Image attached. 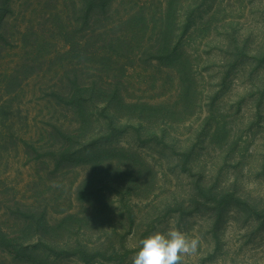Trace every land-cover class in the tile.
Segmentation results:
<instances>
[{"label":"rangeland","instance_id":"374dc122","mask_svg":"<svg viewBox=\"0 0 264 264\" xmlns=\"http://www.w3.org/2000/svg\"><path fill=\"white\" fill-rule=\"evenodd\" d=\"M170 3L179 58L149 63ZM82 4L5 7L0 232L41 245L46 264H132L141 239L174 226L201 238L184 264H264V0H115L94 19ZM137 12L156 23L124 24ZM122 31L138 40L110 48ZM76 78L98 85L83 111L67 104ZM126 103L160 111L140 122ZM70 135L100 160L62 161ZM41 214L45 240L27 227ZM0 264L25 263L0 248Z\"/></svg>","mask_w":264,"mask_h":264},{"label":"trees","instance_id":"16d2710c","mask_svg":"<svg viewBox=\"0 0 264 264\" xmlns=\"http://www.w3.org/2000/svg\"><path fill=\"white\" fill-rule=\"evenodd\" d=\"M3 4L2 9L0 8V35H2V31L5 26V15L8 12V9L5 7L8 5V0H0ZM115 0H84L85 4H82V7L80 9V12L85 11V17L88 19H94L97 18L101 13L107 12L108 8L112 5V3ZM84 17V20H85ZM177 14L175 11V6L170 3L168 7H166L164 13L161 15L160 19L157 21L160 25L156 23L155 20L152 18L150 19L149 16L146 15L145 12H137L134 15L129 16V19L124 22V24L130 25L132 22H135L137 24L142 23L143 29L144 26H149L148 21H153L157 25V31L154 28L153 35L155 36L154 41L150 44V47L147 50V54H144L145 58L148 60L149 63H163V64H174L176 60L179 58L178 53V46L174 43L175 42V35H174V24L178 23V20L176 21ZM130 23V24H129ZM107 33H103L98 36H104ZM157 34V35H156ZM138 40V34H131L129 31H122V34L118 37V39H113L110 41V48L118 46L121 50H127L130 48V44H133L132 42ZM132 41V42H131ZM146 40H144L145 42ZM98 85L94 84L91 86L84 87L81 86L78 83V79L76 78V82H74L73 88L71 90V93L67 97V104L76 110L83 111L82 107L84 106V103L88 100L93 98L92 95L96 94V89ZM100 89H98V92ZM7 92V91H6ZM118 91L112 93L111 99H109V104L113 107L114 102H119L118 99ZM126 106L132 110L134 107L139 108L138 112V120L140 122H145L148 119L149 114L151 115L152 111H160V109L157 108V106L149 105V104H132V103H126ZM117 107V106H116ZM1 111V110H0ZM4 120V118H2ZM0 118V130L1 127L8 126V129H10L11 125L5 124V121H2ZM10 126V127H9ZM16 136V135H15ZM16 138L19 140V142L22 140L21 137L16 136ZM21 139V140H20ZM73 137L70 135L66 138V143L61 146V153L60 157L62 161L72 162L76 161L81 163V160H83L84 157H87L91 159L92 163H97L99 158L102 156V153H92L88 154L86 156L82 155V151L77 152L74 151V145L72 144ZM111 153L110 150L105 149L103 151V154H109ZM80 156V157H79ZM83 156V157H82ZM95 177V175L92 176V180ZM27 227L33 229L35 228V232H37L39 239L45 240L49 238V230L52 229L51 224L49 223V220H47V217L45 214H41L39 219H29V224ZM17 238H12L8 233L0 232V248L4 249L6 252L11 254L15 260H18L19 262H23L25 264H46V253L43 248L40 246L34 245V246H20L18 245Z\"/></svg>","mask_w":264,"mask_h":264},{"label":"clouds","instance_id":"9594fccd","mask_svg":"<svg viewBox=\"0 0 264 264\" xmlns=\"http://www.w3.org/2000/svg\"><path fill=\"white\" fill-rule=\"evenodd\" d=\"M200 244L199 236L190 237L173 226L141 239L132 264H184L186 257L197 253Z\"/></svg>","mask_w":264,"mask_h":264}]
</instances>
